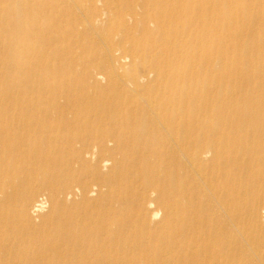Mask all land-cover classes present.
Listing matches in <instances>:
<instances>
[{
	"label": "bare ground",
	"instance_id": "bare-ground-1",
	"mask_svg": "<svg viewBox=\"0 0 264 264\" xmlns=\"http://www.w3.org/2000/svg\"><path fill=\"white\" fill-rule=\"evenodd\" d=\"M124 1L127 9L116 12L117 27H105V32V12L91 17L87 13L84 22L67 0H22V32L28 51L39 54L43 44H60L63 36L59 33H73L80 26L85 35H99L108 47L114 38L123 37L129 54L119 59L131 62L132 69L123 84L110 79L113 75L109 71L106 77L103 64L95 72L84 70L91 82L52 75V85L33 84L23 91L27 99L24 106L31 107V112L0 116V196L21 178L16 176L25 174L26 199L37 193L34 182L48 184L50 179L55 209L49 222L56 226L54 233L40 230V238L30 236L28 228L22 230V240L27 235L32 238L30 246L37 242L35 238L42 243L29 256L26 241L10 243L14 231L8 219L0 216V248L6 252L22 250L24 260L32 264H89V257L94 255L100 256L97 264H104V235L120 246L122 239L138 240L139 231L126 223L113 221L104 228V194H100L104 181L96 180L104 152L113 146L127 151L123 162L114 158L116 167L123 170L125 166L127 174L134 171L135 178L150 189L149 193L135 192L144 202L143 209L153 219L164 210L165 222L174 226L161 233L163 250L189 229L210 243L194 245L197 259L186 264H264V228L259 225L264 211V171L259 177H246L251 169L264 165V59L262 67L250 66L251 55L259 49L255 42L249 43L238 58L245 69L231 65L210 78L203 70L213 66V57L224 60L227 55L211 54L222 39L219 41L215 27H206L201 10V2L206 0ZM124 1L116 0L114 7L119 8ZM208 1L237 5L264 2ZM234 14L228 11L227 21L239 20ZM236 30L226 42L251 35L246 28ZM259 42L264 44V35ZM33 74L39 82L40 75ZM106 84L110 87H104ZM110 89L111 94H107ZM169 148H175L171 158L179 156L177 160H181L178 172H168ZM210 154H214L213 167L203 168ZM184 159L195 172L204 174L201 178L207 187L198 181L193 186L186 183L181 176V172L183 176L189 174L185 165L183 171ZM237 171H242L243 177L232 175ZM81 174L93 176L92 180L82 183L81 177H76ZM95 191L101 195L96 200L92 198ZM210 194L234 224L250 219L259 225L246 238L252 246L250 255L244 256L242 249L238 253L240 241L227 234V222L218 219ZM77 197L82 202H75ZM70 201L71 206L63 209L62 203ZM48 207L49 202L43 199L29 214ZM149 237L153 245L155 236ZM218 238L224 240L214 243ZM183 242L187 240L183 238ZM143 243L141 239L146 246ZM174 253L168 255L170 264L177 256ZM164 255H157L148 264H164L160 261ZM145 257L139 254L137 260Z\"/></svg>",
	"mask_w": 264,
	"mask_h": 264
},
{
	"label": "rangeland",
	"instance_id": "rangeland-1",
	"mask_svg": "<svg viewBox=\"0 0 264 264\" xmlns=\"http://www.w3.org/2000/svg\"><path fill=\"white\" fill-rule=\"evenodd\" d=\"M95 1L94 3L92 0H67L69 7L72 5L70 9L80 14L84 22H87V13L89 17H91L97 14L103 15L102 13L105 12L104 22H106V24L104 25V31L105 27L107 29L110 25L117 27L116 12L120 9L125 11L127 9V1L123 0L124 2L119 8L114 7L116 0H100L101 5L99 0ZM22 3V0H0V116L7 115L11 112H31V107L24 106L27 99L23 91L26 90V87H30L33 84H35V86H37V84H45L46 86L52 85V82H54V80H52V75L64 76L66 79L69 78L77 81L91 82L92 79L89 78L88 73L95 72L99 66L103 64L106 77L109 76L108 71L111 72L113 77L110 76V79L114 80L117 84H123L124 81L129 79L128 72H131L132 69L131 62L124 63L119 59L121 55L129 54V45L123 40V37L120 38L117 36L114 38L113 44L108 47L105 42L103 43L101 41L102 38L99 35H85L83 28L79 26L76 32L72 33L67 30V34L63 32L58 34V36H63V43L43 44L41 53L39 54L33 52L34 50L28 51L25 46V39L22 32V22L25 21L21 14ZM237 4L234 2L224 3L222 1L216 3L208 0L201 2V10L204 19L207 21L206 27H215V29H217L216 33L219 35H216L221 36L218 37L219 41L224 38V42L221 40V43H215V46L212 48V51H214L211 52V54L224 52L227 55L224 60L219 57H213V66L203 70L205 75L210 78L214 77L216 73L218 74L228 69L227 67L231 65L235 66V64H237L238 69H245L246 67L238 61V58L241 56V53L243 55L245 46L249 43L254 44L255 42V46L259 49L253 55L249 54L251 55L250 66L256 69L263 65L264 44L259 41L264 35V2L258 1L257 3L246 2L239 5ZM228 11L230 13H235L234 17H238L239 20L234 23L227 21L226 14ZM150 27L153 28L151 24ZM237 27L239 29L242 27L250 30L251 35L237 38L233 43L230 41L226 42L230 34L237 31ZM64 30H66L65 26L62 28V31ZM50 37L51 35L48 36V38ZM237 45L240 46L236 48ZM84 70H87L88 73H85ZM32 71L36 73L37 76L40 75L39 82H36V76ZM41 77L43 78L42 83H40ZM235 78L236 76H233L234 80ZM104 87L110 86L106 84ZM119 90H121V88ZM111 92L112 89L108 90L107 94H111ZM109 148V152H104V163L99 165L100 172L96 180L97 183H102L104 181V188L100 193L104 194V228L112 224L113 221L119 224L126 223L127 227H135L137 231H139V238L137 240L129 237L130 240L128 241V238L122 239L123 242H121L122 245L120 246L118 243H114L113 239H109L107 235H104V264H148L149 261H152L157 255L164 253L165 255L162 256L160 261L164 262V264H170L168 255L171 252H175L174 254L177 255L175 256L176 258L173 257L172 264H186L197 259L196 253L198 251H195L194 245H196V248L199 243H208L209 245L210 239L205 237L198 239L197 235H193L192 231L186 229L183 238L186 239L187 242H183V238L180 237L182 235L178 234L176 239H173L170 243L169 249L163 250L161 233L171 228L174 229V226L172 227L165 222L164 210L160 211L157 217L158 219H153L152 215L143 209L144 202L135 192L139 191L140 194L145 192L149 193L150 189L142 183V180L135 178L134 171L127 174L126 172L124 173V170L128 169L125 166L123 170L116 167L114 158L119 162H123L127 151L120 147L113 148V146H110ZM174 150L175 148H172L170 151L169 148L170 157L168 161L171 165H169L170 170L168 172L174 169L178 172L176 168L181 165V160H177L179 156L177 159L171 158V153ZM210 155L206 162L203 163V168L213 167L214 154ZM181 157L183 156L181 155ZM184 165L186 166L185 171H188L189 174L186 172L185 176H183L181 172V176L183 179L185 177V181L189 186H193L194 183L198 181L201 182L202 186L207 187L206 184H203L204 180L201 178L204 177L203 173L202 176L197 171L195 172L193 165L186 159H184V163H182L183 171ZM152 166L154 167L153 164ZM225 169L229 170L228 165ZM262 171H264V165H261L259 168H254V170L251 169L246 177H259ZM119 173L122 175H119ZM24 175L25 174L16 176L21 178L15 179L8 187L7 193L0 196V216H4L8 219L10 227H12L14 231L10 243L14 244V241H17L16 243L19 241L24 243V241H26L24 245H26L27 248L29 247L28 255L33 256L35 251L42 245L41 242H38L40 240V235H38L40 230H46L48 233H54L56 230V226L49 222V217L55 209L54 202L50 195L53 184L50 179L48 184L34 182L32 187L37 189V193L26 199V187L28 184L22 181V177H25ZM232 175L235 177L236 175L237 177H243V172H232ZM76 177H81V182L85 183L92 180L93 176L81 174ZM195 178L196 180H194ZM63 184L64 183H61V185ZM95 194L96 195L92 196V198L95 200L99 199L101 195H98L97 191H95ZM209 198L213 201V210L216 212L218 219L227 222V234H233L236 239H238V242L240 241V244L236 245L239 249H237L238 253L240 249H242L244 256L250 255L253 252L252 246L246 242V238H248V234L253 233L259 225L264 228V211H261L259 225L250 219L238 225L233 223L229 214L221 212L220 203L215 200L211 194ZM43 199L49 202V207L41 213L36 212V215L29 214L32 207L42 202ZM75 200V202H82L83 199L77 197ZM70 203L71 201L63 202L62 208L67 209L71 206ZM218 210L220 211L219 214L217 213ZM219 227L220 226H218V228ZM27 228L32 231H28L30 236L33 237L35 236L34 234H36L39 237L34 239L37 242L32 246H30L32 238H28V235L22 240V230ZM149 234L155 236L153 245L149 243ZM125 235L127 234L125 233ZM141 239L145 241L143 244L146 246H142ZM193 240L198 241L196 244L189 243ZM223 240L224 239L218 238L214 240V243ZM138 241H140V245ZM11 244L9 246H12ZM22 248L25 249V247ZM262 248L264 249V244L261 249ZM139 254L146 256L143 261L137 260ZM25 256L26 253L22 250L6 252L3 248H0V264H32L24 260ZM147 256H150L148 257L150 259H148ZM209 256L212 257V254ZM99 260L100 256L94 255L89 257L88 262L89 264H97ZM157 264L160 263L158 262Z\"/></svg>",
	"mask_w": 264,
	"mask_h": 264
}]
</instances>
